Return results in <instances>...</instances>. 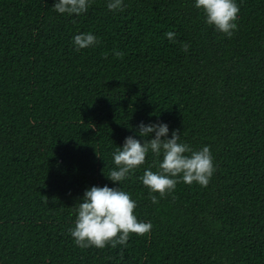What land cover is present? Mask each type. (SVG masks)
<instances>
[{
    "label": "trees",
    "instance_id": "16d2710c",
    "mask_svg": "<svg viewBox=\"0 0 264 264\" xmlns=\"http://www.w3.org/2000/svg\"><path fill=\"white\" fill-rule=\"evenodd\" d=\"M55 2L0 0V264H264V0H236L231 38L195 0H91L71 16ZM83 32L100 43L77 51ZM141 122L210 146L208 185L153 204L139 179L162 161L151 151L111 181L126 137L154 138ZM94 185L130 192L150 233L80 248L69 229Z\"/></svg>",
    "mask_w": 264,
    "mask_h": 264
},
{
    "label": "clouds",
    "instance_id": "9594fccd",
    "mask_svg": "<svg viewBox=\"0 0 264 264\" xmlns=\"http://www.w3.org/2000/svg\"><path fill=\"white\" fill-rule=\"evenodd\" d=\"M90 6L91 0H56L53 5L55 11L69 16L84 14ZM195 7L204 11L207 24L215 26L217 31L229 38L238 30L236 21L239 6L236 0H195ZM107 8L110 11H123V0H108ZM165 35L175 42V32L168 31ZM73 42L77 51L100 43L91 32L75 35ZM189 47V44L181 43L183 51L187 52ZM104 55L107 59L108 54ZM114 55L123 59L125 53L115 51ZM138 131L143 137H148L153 132L155 136L143 142L134 136L126 137L123 146H118L113 152L116 167L106 174L111 181L122 183L128 179L135 169L145 163L151 151L156 157L162 155V161L157 162V171L148 168L139 179L150 190L149 198L153 204L174 192L181 181L185 184L195 182L203 187L208 185L216 170L210 146L194 150L190 145L179 142L180 135L176 130L168 138L169 126L163 122H141ZM97 155L100 156L98 153ZM136 208L137 201L121 187L91 186L84 192L83 202H79L77 206L75 226L69 232L82 249L126 246L131 234L143 236L152 229L150 222L138 219Z\"/></svg>",
    "mask_w": 264,
    "mask_h": 264
}]
</instances>
